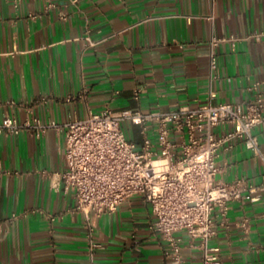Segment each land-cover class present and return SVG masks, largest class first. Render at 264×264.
Returning <instances> with one entry per match:
<instances>
[{
    "label": "crops",
    "instance_id": "crops-1",
    "mask_svg": "<svg viewBox=\"0 0 264 264\" xmlns=\"http://www.w3.org/2000/svg\"><path fill=\"white\" fill-rule=\"evenodd\" d=\"M260 32L264 0H0V94L15 103L0 108V121L12 115L22 124L39 118L65 125L106 108H198L212 91L213 104L251 99L254 87L264 93V37L220 44L214 82L210 42ZM137 86L144 88L139 100ZM123 128L142 142L138 126ZM254 133L264 149V125ZM65 139L55 129L0 133V264H178L153 232L155 217L142 196L113 214H92L101 248L91 263L84 215L74 210V194L56 184L67 168ZM218 165L223 182L257 184L264 172L262 159L240 140L222 151ZM176 235L182 264H202L199 241ZM210 245L220 247L223 264H264V194L258 203L233 202Z\"/></svg>",
    "mask_w": 264,
    "mask_h": 264
},
{
    "label": "built area",
    "instance_id": "built-area-1",
    "mask_svg": "<svg viewBox=\"0 0 264 264\" xmlns=\"http://www.w3.org/2000/svg\"><path fill=\"white\" fill-rule=\"evenodd\" d=\"M262 37L264 32L249 37L213 38L210 80L219 79L220 44L236 45L250 39L260 41ZM96 44L89 40L90 47ZM254 90L251 99L236 103L213 104L211 100L216 93L212 91L209 103L198 108L181 106L171 111L150 112L106 108L65 125L55 121L44 124L39 118L22 124L15 116L5 115L0 121V133L19 136L24 130L39 134L49 129L65 131L67 168L56 176V184L74 194V210L84 215L91 263L101 248L94 239L92 214L97 217L113 214L132 197L142 196L155 217L153 232L166 241L168 255L178 264L183 263L182 238L176 235L179 232L199 241L202 264H223L220 247L210 245L219 224L226 225L233 202L258 203L264 194V172L257 184L245 178L231 182L217 180L223 170L218 159L235 140L242 141L264 165V149L254 133L256 127L264 125V93L258 87ZM143 92L144 88L137 86L135 100ZM14 105L0 94V108ZM127 122L139 127L140 144L127 137L123 128ZM221 126H231V130L218 135L215 128ZM17 217L13 215L12 219ZM241 227L247 230V218Z\"/></svg>",
    "mask_w": 264,
    "mask_h": 264
}]
</instances>
